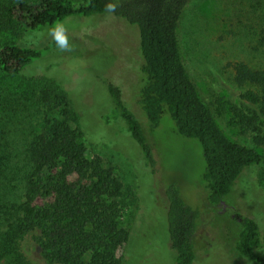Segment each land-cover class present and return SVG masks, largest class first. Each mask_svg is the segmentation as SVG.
I'll return each mask as SVG.
<instances>
[{
  "label": "trees",
  "instance_id": "obj_1",
  "mask_svg": "<svg viewBox=\"0 0 264 264\" xmlns=\"http://www.w3.org/2000/svg\"><path fill=\"white\" fill-rule=\"evenodd\" d=\"M190 2L0 0V34L9 23H23L35 30L52 28L70 16L106 13L135 26L141 59L135 94L126 100L121 88L113 84H108L109 93L151 164L155 161L148 140H153L165 121L171 123L177 136L198 141L203 160L200 186L206 204L217 208L231 194L241 173L262 164L264 159L254 147L225 134L184 64L179 27ZM109 4L115 6L114 12L106 10ZM258 36L264 40V28ZM53 47H57L54 38L42 48L0 41V72L18 77L22 95L4 89L0 97V264H29L19 249V240L34 230L38 231L34 239L49 263L123 264L129 232L120 226L122 182L116 170L89 150L67 94L52 81L37 93L34 81L22 75L26 67ZM234 69L239 84L255 88L243 94L254 108L252 116H244L249 123H263L264 69L243 62L236 63ZM25 96L45 104L52 102L56 110H47L42 129L26 144L23 140H8L13 125L8 126L6 118L25 110ZM255 143L264 145V135L257 134ZM261 182L264 185V170ZM165 198L175 264H194L198 212L181 198L176 181L166 185ZM235 228L237 252L256 264H264L260 253L264 234L258 222L239 216Z\"/></svg>",
  "mask_w": 264,
  "mask_h": 264
},
{
  "label": "rangeland",
  "instance_id": "obj_2",
  "mask_svg": "<svg viewBox=\"0 0 264 264\" xmlns=\"http://www.w3.org/2000/svg\"><path fill=\"white\" fill-rule=\"evenodd\" d=\"M263 15L264 0H191L180 22L179 40L184 64L220 127L230 139L257 149L264 159V145L255 143L257 134L264 135V122L249 123L245 117L252 116L254 108L243 94L255 88L239 84L234 69L238 62L264 69V40L258 36L264 28ZM62 22L71 50L50 48L22 75L34 81L37 93L52 81L67 94L89 150L116 170L122 182L120 226L129 232L123 264H175L165 198V187L172 181L179 184L184 202L198 212L194 264H256L235 249V221L239 216L254 218L264 234V160L241 173L224 199L225 210L208 206L200 186L203 160L198 141L177 136L165 121L148 140L155 161L151 164L109 93L108 84H113L126 100L135 94L141 61L137 28L109 13L70 16ZM50 29L9 23L0 41L42 48L53 39ZM0 78V97L4 89L21 95L18 77L0 72ZM38 101L25 96V110L6 117L8 126L13 125L8 140L26 144L42 129L47 110L56 111L52 102ZM231 213H236L234 218ZM37 233L31 231L19 240L20 251L29 264H56L42 256L34 239Z\"/></svg>",
  "mask_w": 264,
  "mask_h": 264
},
{
  "label": "clouds",
  "instance_id": "obj_3",
  "mask_svg": "<svg viewBox=\"0 0 264 264\" xmlns=\"http://www.w3.org/2000/svg\"><path fill=\"white\" fill-rule=\"evenodd\" d=\"M108 12H114L115 6L109 4L106 9ZM50 35L54 38L57 47L62 51H70L71 46L69 44V38L64 22L57 21L54 26L49 30Z\"/></svg>",
  "mask_w": 264,
  "mask_h": 264
},
{
  "label": "flooded vegetation",
  "instance_id": "obj_4",
  "mask_svg": "<svg viewBox=\"0 0 264 264\" xmlns=\"http://www.w3.org/2000/svg\"><path fill=\"white\" fill-rule=\"evenodd\" d=\"M219 206H222V210H225L226 208H225V203H224V200H222L218 205H217V207H219ZM236 215V213H231V216H232V218H234V216ZM238 220H239V218H238Z\"/></svg>",
  "mask_w": 264,
  "mask_h": 264
}]
</instances>
